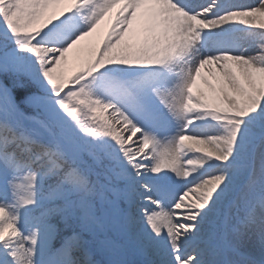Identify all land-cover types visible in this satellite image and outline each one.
<instances>
[{
    "label": "snow or ice",
    "instance_id": "obj_1",
    "mask_svg": "<svg viewBox=\"0 0 264 264\" xmlns=\"http://www.w3.org/2000/svg\"><path fill=\"white\" fill-rule=\"evenodd\" d=\"M0 264H264V0H0Z\"/></svg>",
    "mask_w": 264,
    "mask_h": 264
},
{
    "label": "trees",
    "instance_id": "obj_2",
    "mask_svg": "<svg viewBox=\"0 0 264 264\" xmlns=\"http://www.w3.org/2000/svg\"><path fill=\"white\" fill-rule=\"evenodd\" d=\"M10 87H13V95L16 96V97H20L22 96L23 94L21 93L22 90H23V87H25L27 90L32 88L33 86L30 84V82L26 79V78H23V77H19L16 79V83H15V86H13V83H9V81H6ZM240 215L242 216L243 213L241 212ZM236 224V221H234V223L232 225ZM230 234H233V233H230Z\"/></svg>",
    "mask_w": 264,
    "mask_h": 264
},
{
    "label": "rangeland",
    "instance_id": "obj_3",
    "mask_svg": "<svg viewBox=\"0 0 264 264\" xmlns=\"http://www.w3.org/2000/svg\"><path fill=\"white\" fill-rule=\"evenodd\" d=\"M115 12H116V9L113 11V12H111V13H109L106 17H105V20L104 21H102L101 22V29H106L107 28V20H108V16H113L114 14H115ZM106 26V27H105ZM97 40V39H96ZM88 43V41L87 42H85V43H83V44H87ZM72 54L70 53L69 54V61H73L72 60ZM76 65L78 66V62H76ZM203 71V70H202Z\"/></svg>",
    "mask_w": 264,
    "mask_h": 264
}]
</instances>
